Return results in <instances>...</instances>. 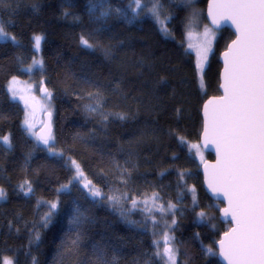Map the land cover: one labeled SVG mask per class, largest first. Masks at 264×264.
Here are the masks:
<instances>
[{"label":"trees","instance_id":"1","mask_svg":"<svg viewBox=\"0 0 264 264\" xmlns=\"http://www.w3.org/2000/svg\"><path fill=\"white\" fill-rule=\"evenodd\" d=\"M207 1L197 0L203 15ZM141 2L136 10L134 0H0V24L16 38L0 42V138L9 140L0 139V264L5 256L98 264L101 250L114 264H163L156 242L166 231L177 264H220L215 243L229 225L199 206L212 201L192 145L203 103L220 94L219 55L234 35L215 31L202 91L185 45L189 9L160 0L164 33L144 13L154 0ZM36 56L41 67L24 72ZM13 78L42 79L51 93L48 147L27 135L24 110L7 92ZM72 161L99 196L73 179ZM77 209L80 224L71 223Z\"/></svg>","mask_w":264,"mask_h":264},{"label":"snow or ice","instance_id":"2","mask_svg":"<svg viewBox=\"0 0 264 264\" xmlns=\"http://www.w3.org/2000/svg\"><path fill=\"white\" fill-rule=\"evenodd\" d=\"M134 3L137 8L142 7L141 0H134ZM161 7L160 0H154L149 11L159 19ZM209 14L213 24H218L221 19L231 20L238 32L236 40L224 54L225 83L222 87L225 95L219 98L211 113L205 106V115L208 117L205 135L210 129L223 147L221 166L213 173L209 186L216 191V185H220V190L229 202V207L223 210L224 215H230L236 225L220 240L221 253L228 264H264V0L214 2ZM208 35L209 30L206 29L205 37ZM0 39L14 41L15 37L10 36L0 25ZM34 39L38 48L41 37L36 36ZM81 43L92 47L83 37ZM209 50L205 46L202 59H207L206 52ZM197 67L203 71L202 63H198ZM0 139L4 144L9 143L8 137ZM38 139L44 145H49L52 137L40 136ZM49 151H53L51 147ZM72 164L76 167L77 175L82 176L80 166L75 161ZM89 184L90 181L85 187ZM91 194L99 196L101 193L93 187ZM3 195L0 190V197ZM108 199L119 202V197L115 195ZM135 203L133 201V205ZM51 207L56 208V204L53 203ZM82 219L77 209L71 223L80 224ZM168 239L165 237L166 245ZM97 255L98 264H114V258L110 262L102 250ZM156 255L161 253L157 251ZM163 255L167 257L166 264H176L175 249L165 246ZM2 264H13V260L4 257Z\"/></svg>","mask_w":264,"mask_h":264},{"label":"rangeland","instance_id":"3","mask_svg":"<svg viewBox=\"0 0 264 264\" xmlns=\"http://www.w3.org/2000/svg\"><path fill=\"white\" fill-rule=\"evenodd\" d=\"M183 5H185L186 8L189 9L188 16H187V24L185 29V45L187 50L193 54L196 62V73H197V82L198 87L200 90L204 91V71L207 67L210 55L214 48V43L216 40V32L204 21V15L201 9L197 6V0H181ZM142 3V2H141ZM143 6V3H142ZM136 10H140L141 8H137L135 5L134 7ZM151 7H148L146 10H144V13H148L149 15H152L153 18L157 21L159 27L162 29L164 33L166 32V22L161 17L157 19L150 11ZM205 11V10H204ZM162 13L163 10H160ZM1 25V24H0ZM209 30L208 37H205V31ZM6 31V30H5ZM7 32V31H6ZM9 34V33H8ZM10 36H13L12 34H9ZM42 37L41 35H39ZM14 37V36H13ZM36 37V36H35ZM35 41V39H33ZM1 41H10L13 43H16L15 40L11 39H0ZM206 41H210V43L206 44ZM41 43V41H40ZM35 45V43H34ZM40 46V45H39ZM207 46L210 48L209 51L206 52L207 59H202L203 55H205L204 48ZM36 47V45H35ZM37 48V47H36ZM35 48V49H36ZM38 49V48H37ZM35 50V52L38 54L39 50ZM39 55V54H38ZM198 63H202L203 65V71L201 72L200 69L197 67ZM41 67V60L40 57L36 56L32 61L23 69L24 72L32 73L36 69ZM45 88L46 94L45 96H40V90L41 88ZM8 95L11 100L18 103L24 110V121H23V127L27 133V135L34 141L37 142L38 137L36 132L43 124V115L45 113H52L53 112V104L51 103V93L46 89L44 82L42 79H40L38 82H30L27 80L19 79V78H13L7 88ZM51 144V139L49 141V145ZM44 145V144H43ZM49 145H44V147H48ZM192 150L195 155V159L198 161V166L200 168V165L205 160H208L206 158V154L201 150L198 143H195L192 145ZM72 168L74 171V179L83 189H85L88 194H91L93 190L92 184H89L88 187H85L86 184H88V180L84 172H82V176H78L76 172V167L74 164H72ZM69 187V186H68ZM67 187V189H68ZM212 201V200H211ZM199 206L204 207V210L207 211H213L217 210L219 211L220 205H218L216 202H207L205 199L201 200ZM227 229V227H226ZM165 237H168L167 245L165 244ZM174 239L171 234H169L167 231L165 233H162L157 238V250L161 253L160 258L162 259L163 264H166L167 257L163 255V249L165 246L172 247L176 250V264L178 263L179 254L177 252V249L174 245ZM207 253L210 254L212 251H209L206 249ZM8 257V256H5ZM4 258V257H3ZM2 258V260H3ZM12 259L11 257H8Z\"/></svg>","mask_w":264,"mask_h":264},{"label":"water","instance_id":"4","mask_svg":"<svg viewBox=\"0 0 264 264\" xmlns=\"http://www.w3.org/2000/svg\"><path fill=\"white\" fill-rule=\"evenodd\" d=\"M214 2H222V0H208L205 6L204 16L206 19V22L208 25L214 30V31H220L223 29H229L233 35L234 38L231 40L228 45L226 46L225 50L220 53L219 55V63H220V73H219V95L208 98L202 105L201 108V118H202V131L199 137V146L201 150L205 154H210L212 156L211 160H205L202 165H200V174L202 177V187L205 192V194L216 203H220L222 206L220 207L218 211V218L219 221L224 225H229V228L220 235L219 240L215 243V250L217 252V259L220 262V264H228V261L224 258V256L221 253V247H220V240L225 238V233L230 232L232 228L236 227L235 222L231 220V216L225 217L224 215V209L229 207L228 198L223 195L222 191L220 190V185H216V191L213 190L212 187L209 186V181L212 178L213 173L221 166L222 163V153H223V147L218 142L216 138H214L211 130L209 129V133L206 136L205 135V127L208 122V117L205 115V106L207 105V111L209 113L212 112L214 105L219 100L220 97H223L225 95V90L222 85H224V69H225V56L224 54L228 52L229 46L232 45V42L236 40L238 36V32L236 30V26L232 23L231 20L221 19L218 24H213L212 16L209 14L211 6ZM46 94L45 88H41L40 90V96L43 97ZM212 101L213 103L210 104L209 102ZM54 133L53 130V121H52V114L51 113H45L43 115V124L36 132L37 136H48L50 135L52 137Z\"/></svg>","mask_w":264,"mask_h":264},{"label":"flooded vegetation","instance_id":"5","mask_svg":"<svg viewBox=\"0 0 264 264\" xmlns=\"http://www.w3.org/2000/svg\"><path fill=\"white\" fill-rule=\"evenodd\" d=\"M208 160H210V159H208Z\"/></svg>","mask_w":264,"mask_h":264}]
</instances>
